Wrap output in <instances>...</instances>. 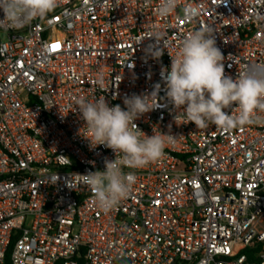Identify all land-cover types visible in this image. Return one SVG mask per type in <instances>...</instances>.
Segmentation results:
<instances>
[{"label": "built area", "instance_id": "1", "mask_svg": "<svg viewBox=\"0 0 264 264\" xmlns=\"http://www.w3.org/2000/svg\"><path fill=\"white\" fill-rule=\"evenodd\" d=\"M160 4L61 0L43 20L0 27V264H264V124L177 125L161 77L202 26L215 30L226 75L264 64V0H178L167 16ZM185 5L200 14L186 19ZM156 83L160 107L135 123L174 141L124 169L132 189L104 212L74 174L103 171L115 154L90 148L75 100L124 107Z\"/></svg>", "mask_w": 264, "mask_h": 264}, {"label": "clouds", "instance_id": "2", "mask_svg": "<svg viewBox=\"0 0 264 264\" xmlns=\"http://www.w3.org/2000/svg\"><path fill=\"white\" fill-rule=\"evenodd\" d=\"M60 4L61 0H0L3 13L0 27L22 29L36 19H45ZM177 7L178 0H161L159 14L170 15ZM183 12L186 19H193L200 14V8L185 5ZM148 51L153 59L163 55V49ZM169 55L170 70L163 68L161 77L165 99L172 106L177 125L191 122L200 129L215 125L232 130L264 124V116L259 115L264 114V64L251 66L235 78L226 75L225 56L210 26L190 31L180 40L176 54ZM95 83L107 91L103 87V74ZM160 92L161 83H156L150 93L125 96L124 107L110 106L104 95L94 101L75 100V111L85 122L86 133L82 136L89 141L90 148L104 146L115 154L114 160H105L103 171L74 174L81 184L90 188L97 206L104 212L127 198L132 189L135 175L124 169L142 168L159 160L165 147L174 141L170 133L155 129L149 136L135 123L145 113L160 107Z\"/></svg>", "mask_w": 264, "mask_h": 264}, {"label": "trees", "instance_id": "3", "mask_svg": "<svg viewBox=\"0 0 264 264\" xmlns=\"http://www.w3.org/2000/svg\"><path fill=\"white\" fill-rule=\"evenodd\" d=\"M13 245H14V240L11 242V246H10L9 252L7 253V262H9V260H10V253H11Z\"/></svg>", "mask_w": 264, "mask_h": 264}]
</instances>
